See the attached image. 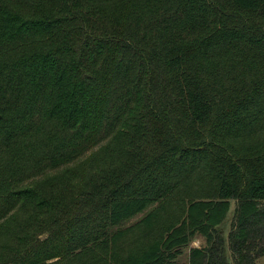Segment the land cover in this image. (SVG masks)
Returning a JSON list of instances; mask_svg holds the SVG:
<instances>
[{"label":"trees","instance_id":"16d2710c","mask_svg":"<svg viewBox=\"0 0 264 264\" xmlns=\"http://www.w3.org/2000/svg\"><path fill=\"white\" fill-rule=\"evenodd\" d=\"M196 237L188 264L264 257V0H0V264Z\"/></svg>","mask_w":264,"mask_h":264},{"label":"rangeland","instance_id":"374dc122","mask_svg":"<svg viewBox=\"0 0 264 264\" xmlns=\"http://www.w3.org/2000/svg\"><path fill=\"white\" fill-rule=\"evenodd\" d=\"M234 207H235V202L234 201H231L230 202V210H229V213L227 215V218L225 220V223L223 224L222 226V230L224 232V235H226L230 228H231V222H232V219H233V211H234ZM151 209V208H150ZM150 209L146 210L143 214H140V215H137L136 217L132 218L131 220L129 221H126L121 228H126V227H129L133 224H135L136 222H138L146 213H148L150 211ZM204 245V241L202 238L200 237H196L194 238L190 244L183 249V253L182 255L177 259V262L176 264H188V251L190 248L192 247H202ZM227 259L230 261V263L232 264V261H231V256L228 254L227 256ZM256 264H264V257H261L257 260Z\"/></svg>","mask_w":264,"mask_h":264}]
</instances>
